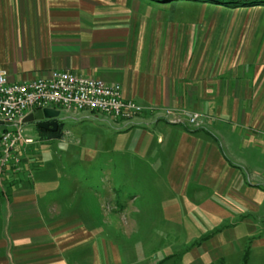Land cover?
<instances>
[{
    "label": "crops",
    "instance_id": "crops-1",
    "mask_svg": "<svg viewBox=\"0 0 264 264\" xmlns=\"http://www.w3.org/2000/svg\"><path fill=\"white\" fill-rule=\"evenodd\" d=\"M185 2L0 0V70L14 83L67 71L118 84L144 108L128 127L80 113L63 115L60 130L102 122L99 128L113 129L116 153L133 155L148 172L143 182L156 183L162 172L163 217L177 220L187 209L204 224L199 241L183 248L185 264H204L208 253L223 260L226 247L237 248L253 231L250 216L264 193V68L244 66L245 58L234 65L236 54L222 64L189 20L157 14L190 7ZM164 110L198 113L203 126L171 124ZM34 170H0V264H90L92 230L72 209L74 198L57 196V185Z\"/></svg>",
    "mask_w": 264,
    "mask_h": 264
},
{
    "label": "rangeland",
    "instance_id": "rangeland-1",
    "mask_svg": "<svg viewBox=\"0 0 264 264\" xmlns=\"http://www.w3.org/2000/svg\"><path fill=\"white\" fill-rule=\"evenodd\" d=\"M185 3L190 7L157 14L168 19L172 16L189 20L190 32L201 33L207 52L220 55L222 64L226 59L231 63L236 54L234 65H240V58H245L244 66L264 68V7L231 10L197 2ZM198 20L204 23L192 27ZM191 114L179 113L177 119L191 127L187 123ZM198 115V126L192 128L203 126L202 117ZM161 117L177 125L171 122L174 117L170 116L171 120ZM64 119V124H70ZM97 125L104 124L92 120L75 132L70 130L63 138L51 140H40L37 128L25 125V133L34 143L29 144L26 151L20 150L23 157L19 163L30 164L33 171L41 167V178L57 185V196L74 198L72 209L92 230L90 264H185L183 248L190 241H199L204 224L190 216L187 209H183L180 219L163 217L164 206L168 205L164 202L168 198L163 196V173L158 172L156 183L143 182L148 180L145 178L148 172L140 169L133 155L116 153L117 140L112 139L111 127L101 129ZM136 193L139 196L134 203L127 202ZM261 194L256 196L257 214L250 216L252 234L246 240L239 239L237 248L226 247L223 260L209 258L208 253L204 264H264V244H257L264 238V193ZM211 223L206 224L207 227Z\"/></svg>",
    "mask_w": 264,
    "mask_h": 264
},
{
    "label": "built area",
    "instance_id": "built-area-1",
    "mask_svg": "<svg viewBox=\"0 0 264 264\" xmlns=\"http://www.w3.org/2000/svg\"><path fill=\"white\" fill-rule=\"evenodd\" d=\"M47 108L62 115L95 113L122 127L133 124L143 111L122 96L118 84L108 85L67 71H51L45 77L14 83L8 80L6 71L0 70V121L5 127L0 133V170L7 166L19 169L23 157L20 150L26 151V146L34 143L25 133L23 120L34 111ZM162 115L167 119L174 117L170 119L172 123H180L176 111L165 110ZM198 119L199 115L193 113L187 123L196 127Z\"/></svg>",
    "mask_w": 264,
    "mask_h": 264
},
{
    "label": "water",
    "instance_id": "water-1",
    "mask_svg": "<svg viewBox=\"0 0 264 264\" xmlns=\"http://www.w3.org/2000/svg\"><path fill=\"white\" fill-rule=\"evenodd\" d=\"M60 112L53 109H41L36 110L33 113L27 115L23 123L34 124L36 128L46 130L48 132H56L61 126ZM3 123L0 121V129H4Z\"/></svg>",
    "mask_w": 264,
    "mask_h": 264
},
{
    "label": "trees",
    "instance_id": "trees-1",
    "mask_svg": "<svg viewBox=\"0 0 264 264\" xmlns=\"http://www.w3.org/2000/svg\"><path fill=\"white\" fill-rule=\"evenodd\" d=\"M177 1V0H171ZM188 2H197L203 4H209L213 6H221L231 10L246 8V7H264V0H183ZM37 131L41 134H46L49 137L60 138L62 133L60 128L56 132H47L40 128Z\"/></svg>",
    "mask_w": 264,
    "mask_h": 264
},
{
    "label": "bare ground",
    "instance_id": "bare-ground-1",
    "mask_svg": "<svg viewBox=\"0 0 264 264\" xmlns=\"http://www.w3.org/2000/svg\"><path fill=\"white\" fill-rule=\"evenodd\" d=\"M43 130V129H42ZM46 131V130H45ZM48 132V131H47Z\"/></svg>",
    "mask_w": 264,
    "mask_h": 264
}]
</instances>
